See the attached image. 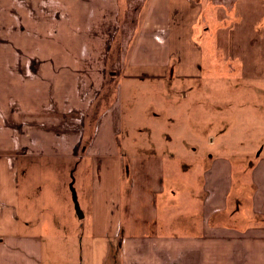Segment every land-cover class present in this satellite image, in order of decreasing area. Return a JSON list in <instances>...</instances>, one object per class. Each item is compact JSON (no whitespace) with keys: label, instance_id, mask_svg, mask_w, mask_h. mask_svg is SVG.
Returning a JSON list of instances; mask_svg holds the SVG:
<instances>
[{"label":"crops","instance_id":"0c3cea01","mask_svg":"<svg viewBox=\"0 0 264 264\" xmlns=\"http://www.w3.org/2000/svg\"><path fill=\"white\" fill-rule=\"evenodd\" d=\"M215 10L209 0H0V264H71L78 252L83 264H264L262 151L188 162V151L159 155L141 144L121 157L126 147L115 139L122 122L111 113L97 121L80 154L83 125L72 147L80 158H66L88 161L93 173L102 163L98 182L93 175L83 193L79 220L88 223L53 227L46 224L48 208L41 207L39 220L32 199L43 114L52 111L46 125L54 132V113L73 124L69 112L82 108V88H98L91 91L96 101L107 86L128 94L151 81L189 78L183 73L189 69L200 73L190 74V87L209 88L213 80L203 71L223 38ZM120 44L124 52L106 68ZM9 131L20 140L7 143ZM21 169L29 174L26 198Z\"/></svg>","mask_w":264,"mask_h":264},{"label":"rangeland","instance_id":"374dc122","mask_svg":"<svg viewBox=\"0 0 264 264\" xmlns=\"http://www.w3.org/2000/svg\"><path fill=\"white\" fill-rule=\"evenodd\" d=\"M209 1L216 9V29L223 34V38L214 45L213 55L207 60L208 70L205 68L203 71L202 77L213 80L209 88L192 86L191 90V84H188L190 74L200 73L198 68L196 71L189 69L183 71L189 78L181 79L174 75L173 82L151 81L128 94L125 88L107 86L96 101L91 91L98 88H91L89 91L88 88H82L81 98L85 101L82 108L69 112L75 125L65 126L63 120L67 118L62 119L59 113H54V117L59 118L54 132L46 125L50 123L52 111H49L50 114H43V120L46 121L39 126L37 136L38 166L35 169L32 167L31 174L32 199L37 204L36 214L39 220L42 219L41 207L46 206L48 213L45 221L46 224L53 223V227L72 225L76 228L80 224L88 223L87 218L84 221L79 220L75 199L82 211L83 193L89 191L88 185L93 175L94 181L98 182L102 163L97 167L96 174L90 166L86 167L88 161L79 163L77 160L66 158H80L72 157L73 144L79 141V134L75 133L83 130L82 126L85 125V133L80 134L83 140L78 152L82 154V146L91 142L98 122L111 113L118 114L117 121L122 122L118 126V129L123 131L122 134L116 139L114 137L118 147H126L120 150L121 157L123 154L125 157V150L137 149L141 144H145V148L151 150L150 153L159 155L175 154L177 149L188 151V155L191 153L190 157H185L188 162L220 154H231L237 159V155H254L259 151L264 153V0H252L255 1L254 5H251L250 0ZM241 2L242 6L238 8L236 3L241 5ZM219 11L229 13L231 18H219ZM212 24L214 26V23ZM232 32L236 33L233 35ZM121 41L123 43L124 37ZM122 46L123 44L118 46L117 55V51L112 50L111 60L108 56L106 68L109 69V63L124 52ZM195 60L196 57H193L192 64H195ZM166 73L165 77L171 75ZM208 74L210 77L206 76ZM206 82L204 80L203 83ZM216 82L218 85H215ZM181 90L187 93V97L183 96L185 94ZM128 95L131 96L127 97ZM77 106H80L79 102ZM43 131H46L47 135H44ZM14 136L20 140L18 132L13 134L9 131L6 134V142L13 143ZM34 139L35 136L30 142L33 143ZM27 141L29 139L26 140V137L22 136V142ZM195 143L200 147L198 152L191 148ZM175 144L179 147L174 148ZM30 151H26L27 154H30ZM105 154L102 157L109 158V151ZM142 155L145 156V151ZM88 156L86 152L82 158ZM126 166L125 170L128 164ZM186 167L184 170H190L189 165ZM28 177L29 174L21 169L18 179L23 198L29 193ZM47 243L50 244L49 241ZM76 257L77 262L74 255V262L71 264H83L80 252Z\"/></svg>","mask_w":264,"mask_h":264},{"label":"water","instance_id":"95a60500","mask_svg":"<svg viewBox=\"0 0 264 264\" xmlns=\"http://www.w3.org/2000/svg\"><path fill=\"white\" fill-rule=\"evenodd\" d=\"M75 205H76L75 208H76V212H77V215H78L79 219H83L84 215H83V212L80 209V206H79V204L77 202V199H75Z\"/></svg>","mask_w":264,"mask_h":264}]
</instances>
